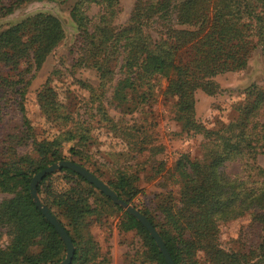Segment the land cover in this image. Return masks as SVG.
<instances>
[{
    "label": "trees",
    "instance_id": "obj_1",
    "mask_svg": "<svg viewBox=\"0 0 264 264\" xmlns=\"http://www.w3.org/2000/svg\"><path fill=\"white\" fill-rule=\"evenodd\" d=\"M24 1L0 0V15ZM92 4L101 8L94 21L85 13ZM119 11V0H77L72 5L70 15L79 28L74 63L90 62L107 80L118 67L120 76L110 95L116 108L130 112L135 95L140 101L151 102L160 94L172 100L175 119L187 122L186 131L205 139L201 158L181 153L174 161L170 176L180 183L176 195L165 188L147 203L134 206L157 230L175 264H264V168L255 162L256 155L264 153V87L251 84L246 88L244 99L235 106V119L206 127L194 118L198 90L210 95L217 92L215 77L244 69L258 47L264 61V0H134L123 24L114 26ZM63 36L56 16L33 13L0 34V63L18 68L25 62L29 72ZM19 95L25 132L31 126L24 113V90L19 89ZM40 106L47 112L63 107L52 88ZM100 113L103 120L108 119L103 107ZM63 117L68 119V113L63 112ZM62 134L65 140H75L67 156L56 140ZM126 139L136 143L138 133H128ZM89 145L81 126L59 128L57 135L40 138L31 132L9 134L5 160L0 164V190L16 195L0 203V222L21 224L31 236L49 228L50 239L58 243L62 254L51 255L45 243L30 252L25 249L29 241L22 242L24 247L20 239L13 243V237L10 250H2L0 264H38L63 258L65 244L32 201L30 180L38 170L60 159L85 166L83 159L92 152ZM18 148L25 152H17ZM153 150L158 153L162 148ZM231 160H242L240 174L226 173V163ZM161 169L163 162L155 172L159 176ZM137 179V175L121 170L107 176L106 182L120 198L132 203L139 191ZM37 191L73 242L69 264H103L98 258L100 246L88 229L90 219L105 214L101 206L121 213V231L135 230L141 235L145 245L141 264H167L147 228L76 171L61 167L46 174L37 183ZM252 210L263 226L261 241L243 252L224 249L218 240L219 222Z\"/></svg>",
    "mask_w": 264,
    "mask_h": 264
},
{
    "label": "rangeland",
    "instance_id": "obj_2",
    "mask_svg": "<svg viewBox=\"0 0 264 264\" xmlns=\"http://www.w3.org/2000/svg\"><path fill=\"white\" fill-rule=\"evenodd\" d=\"M76 1L27 0L16 5L12 11L0 15V34L12 24L37 12L56 16L64 32L63 38L43 62L36 68L32 66L29 72L25 62L18 68H9L0 63V164L5 160L4 146L9 134L31 132L40 138L57 135L59 128L63 131L81 126L90 142V150L92 149L91 155L83 159L85 168L94 175H99L100 178L97 177L105 183L107 176L121 170L138 176L136 185L139 191L132 203L129 202L131 205L147 203L154 194L165 188L171 189L176 195L180 183H176L170 176L172 165L181 153L201 158L205 150L204 137L199 133H188L185 129L187 122L175 119L172 100L165 99L160 94L154 96L151 102L140 101L135 95L132 98L135 107L130 112L115 107L114 100L110 101V95L120 76L119 68H115V73L107 80L101 78L100 72L90 62L77 64L73 61V56L77 54L75 46L78 44L79 28L70 15V9ZM133 2L134 0H119L120 11L113 21L114 26L123 24ZM100 10L98 5L92 4L85 8V13L94 21ZM118 61L121 63L122 55ZM215 80L217 92L210 95L198 90L195 94L194 118L206 127H212L218 121L235 119L238 115L235 106L244 99L246 88L251 84L264 87V61L260 47L252 53L244 69L219 74ZM160 85L161 88L165 85L163 78ZM50 88L56 92L63 107L47 112L40 105L46 100ZM19 89L25 92L22 102L31 126L25 132H22L19 112ZM102 107L106 111L107 120L102 119ZM63 112L68 113V119L63 117ZM128 133H138L136 143L126 139ZM64 137V134L58 135L56 140L60 143L62 154L67 156V150L75 140H65ZM153 147H161L162 150L157 153ZM17 152H25V149L18 148ZM160 162H163L164 169H161L159 176L155 172ZM255 162L264 168V153L257 154ZM243 169L242 160H231L225 166L228 175L240 174ZM15 195L16 192L0 190V203ZM38 196L42 200L39 193ZM100 210L105 214L91 217L88 225L101 249L98 258H101L103 264H141L145 247L141 235L135 230L119 229L120 212L102 206ZM255 213L252 210L219 222L218 240L224 249L243 252L257 246L262 239L263 226ZM13 224L0 222V260L2 250L9 251L12 247L9 244L13 237V243L17 239L21 243L29 241L30 245L25 249L30 252L40 250L48 244L51 255L58 257L62 254V248L50 239L52 233L49 228L39 229L31 236L25 234V226ZM22 245L25 247V243Z\"/></svg>",
    "mask_w": 264,
    "mask_h": 264
},
{
    "label": "water",
    "instance_id": "obj_3",
    "mask_svg": "<svg viewBox=\"0 0 264 264\" xmlns=\"http://www.w3.org/2000/svg\"><path fill=\"white\" fill-rule=\"evenodd\" d=\"M61 167H68L77 173H79L81 176H83L86 180L94 184L100 191H102L104 194L109 196L112 201L116 204H119L122 206L126 211L134 215L148 230L150 235L154 238L159 250L163 254L167 264H175L173 259L171 258L163 240L161 239L160 235L158 234L157 230L154 228V226L149 222L147 217L141 213L137 208H135L133 205H131L129 202L125 201L124 199L120 198L116 192L104 181L99 179L96 175H94L91 171H89L87 168L82 166L79 163H76L72 160L68 159H62L58 160L56 162H53L52 164L40 169L37 171L30 180L29 185V192L30 196L34 202V204L39 208V210L42 212L44 217L50 222V224L55 228V230L58 232L61 240L65 244L66 248V254L64 258L61 261L58 262H45L41 264H69L72 260L73 252H74V246L73 242L63 227L62 223L52 214L48 206L40 199L37 193V183L48 173L54 172L56 170H59Z\"/></svg>",
    "mask_w": 264,
    "mask_h": 264
}]
</instances>
